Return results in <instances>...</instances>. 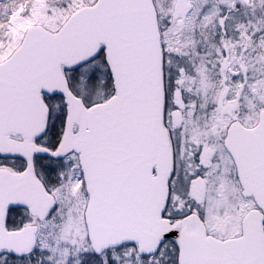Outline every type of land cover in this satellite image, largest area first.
<instances>
[{
    "label": "snow or ice",
    "instance_id": "1",
    "mask_svg": "<svg viewBox=\"0 0 264 264\" xmlns=\"http://www.w3.org/2000/svg\"><path fill=\"white\" fill-rule=\"evenodd\" d=\"M0 264H264V0H0Z\"/></svg>",
    "mask_w": 264,
    "mask_h": 264
}]
</instances>
